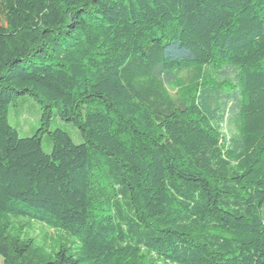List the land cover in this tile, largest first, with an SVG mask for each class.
Instances as JSON below:
<instances>
[{
  "label": "trees",
  "instance_id": "16d2710c",
  "mask_svg": "<svg viewBox=\"0 0 264 264\" xmlns=\"http://www.w3.org/2000/svg\"><path fill=\"white\" fill-rule=\"evenodd\" d=\"M263 205L264 0H0V264H264Z\"/></svg>",
  "mask_w": 264,
  "mask_h": 264
},
{
  "label": "rangeland",
  "instance_id": "374dc122",
  "mask_svg": "<svg viewBox=\"0 0 264 264\" xmlns=\"http://www.w3.org/2000/svg\"><path fill=\"white\" fill-rule=\"evenodd\" d=\"M8 122L17 129L21 137L30 136L39 126L40 104L29 95H21L14 102L10 103L8 108ZM60 128L69 133L75 143L82 141L78 129L70 122H65L58 118L56 114L52 116L49 129ZM41 146L45 152L50 150V139L47 133L41 138ZM261 216L264 218V205L261 209ZM55 231L40 223H33L29 231L35 241L49 248L52 244ZM46 239V241L44 240Z\"/></svg>",
  "mask_w": 264,
  "mask_h": 264
}]
</instances>
